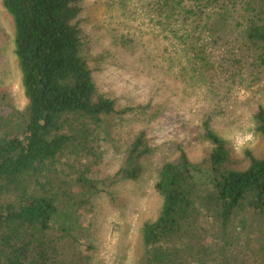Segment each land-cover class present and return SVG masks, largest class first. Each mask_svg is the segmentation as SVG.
<instances>
[{"label":"trees","instance_id":"trees-1","mask_svg":"<svg viewBox=\"0 0 264 264\" xmlns=\"http://www.w3.org/2000/svg\"><path fill=\"white\" fill-rule=\"evenodd\" d=\"M1 1L14 20L27 105L20 111L0 92V264H94L86 218L95 200L120 181L140 180L153 152L140 131L108 176L115 117L147 120L152 105L118 112L98 93L78 20L86 0ZM128 2L168 44L185 94L203 98L200 134L211 144L198 162L180 149L158 170L163 206L142 227L138 264H264V153L247 152L240 168L213 127L240 90L264 85V0ZM254 122L264 139L262 105Z\"/></svg>","mask_w":264,"mask_h":264},{"label":"rangeland","instance_id":"rangeland-1","mask_svg":"<svg viewBox=\"0 0 264 264\" xmlns=\"http://www.w3.org/2000/svg\"><path fill=\"white\" fill-rule=\"evenodd\" d=\"M132 6L128 0H86L78 17L90 39L89 65L98 93L114 100L118 112L152 105L146 112L147 120L131 113L115 117L112 140L118 152L111 150L103 165L108 176L119 171L125 146L140 131L145 132L153 152L143 160L140 180L120 181L111 187L110 194L95 200V208L86 218L96 248L94 264H138L144 254L142 227L156 220L163 206L154 188L158 170L165 162L178 159L180 149L198 162L211 148L200 134L203 98L200 93L185 94L183 79L169 69L168 44ZM0 31V92L22 111L27 99L15 54V24L1 0ZM122 36L133 40L131 47L117 43ZM260 105L264 107V85L254 91L240 90L237 101L226 106V112L213 122L240 168L248 164L247 152L255 156L264 153V139L254 122ZM152 112L157 115L154 119L149 117Z\"/></svg>","mask_w":264,"mask_h":264}]
</instances>
